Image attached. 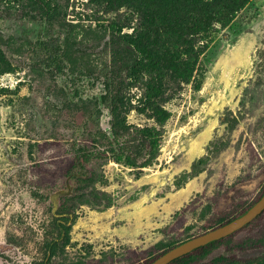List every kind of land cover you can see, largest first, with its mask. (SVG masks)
Masks as SVG:
<instances>
[{
	"label": "rangeland",
	"instance_id": "1",
	"mask_svg": "<svg viewBox=\"0 0 264 264\" xmlns=\"http://www.w3.org/2000/svg\"><path fill=\"white\" fill-rule=\"evenodd\" d=\"M19 1L0 0V32L14 38L13 51L2 48L8 64L0 73V256L5 264H36L43 259L57 210L69 204L77 178L94 164L95 159H79L78 147L89 145L90 134L108 124L109 111L107 103L98 101L101 113L91 106L79 108L61 91L69 86L71 92H91L98 71L87 73L89 82L78 68L72 74L67 69L66 74L49 72L36 45L45 33L63 35L69 23L72 33L94 30L85 15L87 0H58L67 4L65 25L48 32ZM100 11L104 19L113 16ZM101 47L91 34L74 45L95 61L104 57L98 53ZM202 60L206 69L199 90L188 84L179 90L167 87L162 106L170 117L154 162L136 171L103 161L107 182L96 187L110 193L113 204L76 208L66 247L71 259L89 252L93 263L105 254L104 264H148L162 254L149 256L157 241H185L214 229L219 218L250 207L264 192V0H250ZM126 121L139 127L153 123L135 110ZM202 157L203 169L177 187L176 179ZM260 241L264 210L225 238L220 250L232 259L259 258L264 255Z\"/></svg>",
	"mask_w": 264,
	"mask_h": 264
},
{
	"label": "trees",
	"instance_id": "2",
	"mask_svg": "<svg viewBox=\"0 0 264 264\" xmlns=\"http://www.w3.org/2000/svg\"><path fill=\"white\" fill-rule=\"evenodd\" d=\"M249 2L87 0L85 4L89 12L85 15L95 23L94 30L82 28L80 32L74 29L72 33L73 24L69 23V29L63 35L58 33L50 36L45 33L38 39L36 45L44 53L41 65L47 71L66 74L67 69L72 74L78 68L86 82L91 81V75L87 73L94 75L98 71L97 75L102 78L105 89V93L98 96L99 103H107L111 118L108 131L98 127L87 139L90 144L78 147L79 159L86 163L95 159L94 164L88 174L77 178L76 194L68 198L69 204H62L57 210L52 234L43 243V259L36 264H104L105 254L94 263L89 259V252L72 259L67 255L66 247L70 244V229L75 222L76 208L83 205L92 208L112 206L113 196L96 187L107 182L101 170L105 159L136 171L154 162L159 154L163 126L170 117V112L162 106L168 99V85L174 90H179L180 84L191 85L193 90L201 88L206 69L203 56L218 35L235 24ZM19 3L33 17H38L47 32L55 25L64 27L67 4L63 6L58 0H20ZM100 9L113 16L102 18ZM88 34L96 42L102 43L98 51L99 54L104 53V57H99L101 61L90 58L92 54L86 51L82 52V56L74 48L78 39L86 38ZM13 44L12 36L5 39L0 32V73L8 64L2 48L5 45L13 51ZM105 57L106 60H103ZM85 85L83 83L82 87ZM63 88L61 91L73 105L79 104V108L85 110L91 106L100 111L95 98L84 100L81 98L82 93L76 94V90L71 92L69 86ZM131 110L148 116L153 123L140 127L128 123L126 115ZM234 124L235 121L231 127ZM119 137H124V141H119ZM205 163L204 157L195 161L190 171L176 179V186L181 187L191 176L199 173ZM242 185L239 184L243 188ZM239 209L241 206L235 211ZM246 209H241V213ZM235 211L219 218L216 226L241 214L232 215ZM234 233L225 238L231 239ZM225 238L206 244L168 264H264V255L251 259L226 257L224 251L220 250ZM237 241L231 240V243H239ZM180 242L172 239L157 241L149 249V256L153 258L155 253H164ZM254 242L250 240V243Z\"/></svg>",
	"mask_w": 264,
	"mask_h": 264
},
{
	"label": "water",
	"instance_id": "3",
	"mask_svg": "<svg viewBox=\"0 0 264 264\" xmlns=\"http://www.w3.org/2000/svg\"><path fill=\"white\" fill-rule=\"evenodd\" d=\"M108 128L109 125L107 124L106 126L102 127V130L107 131ZM249 182H251L252 185H256L258 183V179ZM263 210L264 192L256 202H254L249 208H247L237 217L205 233L182 241L181 243L171 247L169 250L159 255L149 264H168L170 261L188 254L198 248H201L206 244L225 238L232 233L239 231L242 227L257 217Z\"/></svg>",
	"mask_w": 264,
	"mask_h": 264
},
{
	"label": "flooded vegetation",
	"instance_id": "4",
	"mask_svg": "<svg viewBox=\"0 0 264 264\" xmlns=\"http://www.w3.org/2000/svg\"><path fill=\"white\" fill-rule=\"evenodd\" d=\"M97 80L96 81H92L91 82V85H90V89L92 90L91 92L89 91V89H83L82 88V95H81V98L82 99H84V100H86V99H89V98H95L96 99V101H98V103H99V99H98V96L99 95H103L104 93H105V89H104V84H103V81H102V78H96ZM99 80H101V82H99ZM100 85L102 86V87H100ZM95 88H98V89H100V91L99 92H95ZM77 94H79V92L77 93ZM97 97V98H96ZM99 104H101V103H99ZM98 104V105H99ZM108 108V111H109V120H108V125H109V121H110V110H109V107H107ZM99 113H101V111H99ZM109 129V128H108ZM108 131V130H107ZM1 254V253H0ZM6 262H5V259L3 258V257H1L0 256V264H5Z\"/></svg>",
	"mask_w": 264,
	"mask_h": 264
}]
</instances>
